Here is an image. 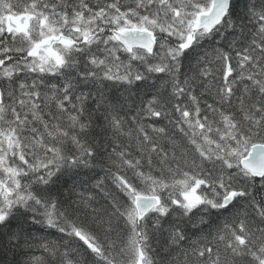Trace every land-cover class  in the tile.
<instances>
[{"label": "snow or ice", "instance_id": "1", "mask_svg": "<svg viewBox=\"0 0 264 264\" xmlns=\"http://www.w3.org/2000/svg\"><path fill=\"white\" fill-rule=\"evenodd\" d=\"M0 264H264V0H0Z\"/></svg>", "mask_w": 264, "mask_h": 264}]
</instances>
